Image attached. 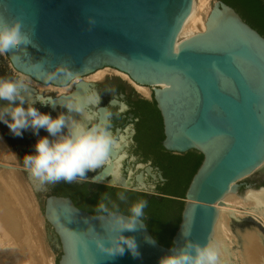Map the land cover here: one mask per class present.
<instances>
[{
	"label": "water",
	"instance_id": "obj_1",
	"mask_svg": "<svg viewBox=\"0 0 264 264\" xmlns=\"http://www.w3.org/2000/svg\"><path fill=\"white\" fill-rule=\"evenodd\" d=\"M193 4L194 0H0V15L18 17L25 32H35L36 47L21 45L5 54L14 71L57 86L103 67L125 72L134 82L152 87L162 117L163 147L203 155L185 197L169 196L185 202L173 246L184 244L183 230L193 242L207 243L219 215L218 204L229 191L264 187L242 182L258 170L264 172V36L233 6L212 0L205 29L177 44ZM89 16L96 20L91 28ZM61 64L77 77L67 80L57 73L50 79L48 72ZM98 112L99 118L108 119V109L100 107ZM16 138L14 145L5 136L23 163L24 155L35 150L25 148V137ZM120 139L108 162L77 183L115 182V187L142 191L149 198L167 196L158 193L150 180L157 176L164 180L161 171L154 172L151 161L142 162L125 150L127 136L121 134ZM19 166L34 194L46 195L42 215L55 249L61 252L56 264H159L170 254L173 246L160 243L144 221L146 227L123 233L135 237L140 258L126 250L123 256L107 259L95 241L98 235L107 237L114 217L96 218L98 214L80 208L70 196L53 193V185H40L24 165Z\"/></svg>",
	"mask_w": 264,
	"mask_h": 264
},
{
	"label": "clouds",
	"instance_id": "obj_2",
	"mask_svg": "<svg viewBox=\"0 0 264 264\" xmlns=\"http://www.w3.org/2000/svg\"><path fill=\"white\" fill-rule=\"evenodd\" d=\"M87 23L91 28L96 24V20L89 16ZM34 35V31L31 35L24 31V24L20 18L0 15V55L21 49V45H25V49L28 45L36 47ZM57 73H62L67 80L77 77V73L65 64L58 65L48 72V77L54 78ZM25 81L26 78L23 76L19 78L0 76V101H7L6 105L0 106V122L7 125L11 134L16 137H22L23 131L28 129L37 136L40 129L46 130L49 134L39 137L34 145V153L25 154L23 157V165L29 175L40 185H54L60 182L71 184L85 178L88 171H96L103 167L113 150L118 147L109 120L98 116L77 120L70 114L75 112L82 117L86 108L97 107L101 101L99 93L83 91V95L76 94L74 99L59 103L68 110V114L60 112L53 118L50 113H42L34 107L36 101L29 102L26 99L29 82ZM39 102L42 105H51L53 109L57 103L54 100ZM107 108L108 106L104 107ZM112 186H116L115 182ZM126 191L127 189L117 192L119 201L127 203ZM243 199L253 202L258 209L264 208V187L259 189L248 187ZM107 200H110V196L105 193L95 207L98 213L95 217L102 220L103 214H108L114 217V221L106 228L107 237L98 235L96 247L107 259L123 256L126 250L134 259L140 258L135 237H126L123 233L136 232L140 226L146 227L144 221L148 201L139 199L128 206L126 213H121L115 202L114 210H110L104 203ZM181 235L185 238L184 244L174 245L170 254L161 257L159 264H222L221 246L215 239L210 237L207 243L201 245L189 239L190 233L183 230ZM145 239L150 244L155 243L153 239L148 237Z\"/></svg>",
	"mask_w": 264,
	"mask_h": 264
},
{
	"label": "bare ground",
	"instance_id": "obj_3",
	"mask_svg": "<svg viewBox=\"0 0 264 264\" xmlns=\"http://www.w3.org/2000/svg\"><path fill=\"white\" fill-rule=\"evenodd\" d=\"M210 1L211 0H194L192 11L183 24L177 44L183 39L181 38L182 35L189 37L205 29L206 17L210 10ZM103 70L104 69L101 71ZM101 71L98 72L97 75H101ZM121 73L129 77L125 72L121 71ZM27 77L28 76L26 75V78ZM29 78L31 77L29 76ZM131 81L137 86L138 91L142 94L148 95L150 93V89L146 85H140L132 79ZM40 90L42 93L44 91L43 87H40ZM82 93V86H78L75 92L69 95L68 99H53L57 102L55 110L58 106H60L59 103L72 100L76 94L83 95ZM6 104L7 101H0V106H4ZM70 114L76 119L75 112ZM1 123L2 122H0V128L3 130L4 135L6 134L5 136L7 139L14 145H17V142L15 141V139H17L16 136L11 134L7 125ZM47 134L46 130L40 129L39 136H37L31 129H28L23 131L22 138L25 137L27 141L32 142L34 139H38L39 137ZM2 135H0V155L8 159H15L13 156L14 153L12 152L13 150L11 151L9 143H7V140L4 139L5 136H3V138ZM18 151L23 152V149L19 147ZM122 158L123 155H121L118 159L117 164L121 162L120 160ZM0 163L5 165H0V168H4L6 170L14 168L20 171L18 169L20 166L9 165L3 162ZM114 173L115 177H118L117 169ZM3 183H5L7 187H0L1 237L11 248L15 249V251L20 254L21 264H51L52 259L48 254H46L47 252L45 251V244L43 240L44 228L42 225L44 218L41 220V216L37 212V208H35L32 204H28V202L24 199L26 196L25 192H23L24 189L18 174L11 171L6 174L5 181ZM218 206L219 215L215 222L212 238L219 242L221 246L222 264H264V228L261 230V228L255 226V224H249L250 220L246 221L240 216L241 214H245L250 211L251 213L262 217L261 221L264 224V208H256L253 202L244 200L243 197L239 196L237 191H229ZM241 208H243L244 211H241ZM25 245L28 246V249L24 248ZM8 255L9 254H7V256ZM10 260L8 262H10Z\"/></svg>",
	"mask_w": 264,
	"mask_h": 264
},
{
	"label": "trees",
	"instance_id": "obj_4",
	"mask_svg": "<svg viewBox=\"0 0 264 264\" xmlns=\"http://www.w3.org/2000/svg\"><path fill=\"white\" fill-rule=\"evenodd\" d=\"M223 1L233 6L246 22L264 36V0ZM145 121L149 125V128L145 129V133L148 135V143L146 145L140 144L136 151L144 159L151 160L154 165L162 169L166 180L157 186L156 191L167 196L162 198L152 196L149 198L147 193L127 189L128 201L125 203L117 199V192L126 188L99 185L98 191L88 197L90 193L87 185L79 186L75 183L68 184L64 182L53 185L52 191L58 195L72 197L80 207L94 214H98L95 207L105 193L110 196V200L104 201L107 207L114 210L113 202H115L123 213L127 212V208L131 203L139 199L147 200L148 207L145 209V221L148 228L160 243L171 247L173 246L172 238L181 222V214L185 204L182 199L185 197L186 190L203 160V155L196 150H190L186 153H173L163 147L162 117L155 101L146 102ZM171 195L182 199L169 197Z\"/></svg>",
	"mask_w": 264,
	"mask_h": 264
},
{
	"label": "flooded vegetation",
	"instance_id": "obj_5",
	"mask_svg": "<svg viewBox=\"0 0 264 264\" xmlns=\"http://www.w3.org/2000/svg\"><path fill=\"white\" fill-rule=\"evenodd\" d=\"M105 68L107 67H103L101 69H105ZM93 73L87 76H90ZM0 76L19 78L20 73H17L16 71L12 73L10 71H7L4 67L0 66ZM87 76H82V77H79L73 80L70 84L66 85V86L70 85V89L62 93H59L57 90H52V89L48 91L44 90L41 93L39 92V89L37 87L29 85L30 90L28 93L25 94L26 99L29 102L36 101L34 103V107H36L42 113H50L52 117L55 118L60 112H64L68 114L67 109L61 106H58V108L55 110L52 108L51 105H42L39 101L48 102L53 99H56V100H60L62 98L68 99L69 95L71 93H74L75 90L78 88V86H82L83 91L98 92L101 97L100 104L97 107L89 106L88 108H86L84 116L82 117H80V114L76 113V119L77 120L85 119L86 116L88 117L89 115L93 117H97V116L99 117L100 113L98 112V108L108 106L107 109H108V120L110 122V129L112 130L113 135L116 138V141H121L120 139L121 134H123L124 136H127L128 143L125 146V150H127L130 154L136 155L138 159L140 160L141 158L139 154L137 153L136 149L140 146V144L146 145L148 143V135L145 133V129L149 128V125H147L148 123H146L145 121V112H146V102L154 101L152 99V87H150L151 94L149 95L150 96L149 98L148 96H145L142 93H140L131 81H128L127 79H124L123 77L115 73L106 72L103 80H101L100 78L91 79V80L86 79ZM38 83L44 85L45 87H49L51 85H53L54 87H65V86H57L54 84H43L41 82H38ZM24 106L27 107V104H25ZM128 126H131V128H129V130L126 131L125 129ZM118 128L122 129L120 133H117ZM48 135L49 134L45 136H48ZM49 138L51 139V137ZM38 139H34L32 142H29L27 141L26 138H24L23 140L25 141V144H26L25 148L28 147L32 151L35 150L34 145ZM151 165L155 168L154 172L158 173L159 171H161L162 176L164 177L163 171L159 166L154 165L152 162H151ZM150 180L153 181V183L155 184L157 188V186L163 183L166 179L164 178V180H162L159 176H157L156 179L150 178ZM74 183L79 186L87 185V189L90 193L88 197L92 196V194L98 191L99 185H105V184L91 183L88 180L84 183H77V182H74ZM77 206L79 205L77 204Z\"/></svg>",
	"mask_w": 264,
	"mask_h": 264
},
{
	"label": "rangeland",
	"instance_id": "obj_6",
	"mask_svg": "<svg viewBox=\"0 0 264 264\" xmlns=\"http://www.w3.org/2000/svg\"><path fill=\"white\" fill-rule=\"evenodd\" d=\"M211 1H210V8H211ZM184 37H185V35H182L181 38H184ZM0 66L4 67L7 71H10V72L14 73V70L11 68V65H10L9 61L7 60L5 54L4 55H0ZM101 70L102 69H100V71ZM100 71L98 70V71L95 72L96 74L93 73L92 75L87 76L86 79H90V80L91 79H97V78L99 79L101 77L100 79L103 80L104 77H105V73L106 72H111V73H115L117 75H120L121 77H123L124 79H127L128 81H131V79L129 77L125 76L124 74L121 73V71H118L115 68L107 67L103 71H101V75H97V73L100 72ZM21 75L26 78V75L20 74V76ZM27 78H29V76ZM27 78H26L25 82L26 83L29 82V85L37 87L39 89V92L41 91L40 87L41 88L43 87V89L46 90V91L50 90L49 88H51L52 90H57L59 93L68 91L70 89V85L69 86H65L64 89H63V87L62 88L61 87H54L53 85L45 88L44 85H42L40 83L37 84L38 82L34 81L31 78H29V79H27ZM135 87L137 88L136 85H135ZM147 87H149L150 93L148 95H145V96H148L150 98L149 95L151 94V88H150V86H147ZM0 135H2V134L0 133ZM2 137H3V135H2ZM10 148H11V151H12L13 149H12L11 146H10ZM12 152L14 153L13 156L15 157V159H8V158H5L4 156L0 155V162L7 163L9 165H17V166H19V164L23 165V163H21L19 161L16 153L14 151H12ZM139 156L141 158L140 161H142V162L151 161V160H148V159H144L141 155H139ZM11 171H14V172H16L18 174V176H19V178L21 180V184H22L23 189H24L23 192H25V196H26V198H24V197L23 198L28 202V204H32V205L35 206V208H37V212L40 214L41 220H42L43 219L42 212H43V206H44V199H45L46 195L43 194V193H38V194L35 195L31 185L28 183L27 179L25 178V176L20 171L14 169V168L13 169H7V170L4 169V168H0V184H1L0 187L1 186L7 187V185L5 183H3V182L5 181L6 174L10 173ZM244 181L255 183L256 186H264V172L261 171V170H258L256 172H254L252 175H250V176H248V177H246L245 179L242 180V182H244ZM245 191H246V188L244 186H242L240 188V190H239V196L241 197V194H244ZM26 193H27V195H26ZM41 198H42V200H41ZM240 210L244 211L243 208H241ZM240 216L243 217L246 221L250 220L248 217L251 216L252 219L255 220L257 223H251V221H249V224H255V226H257V227L261 228V230H263L264 224L261 221L262 217H260L259 215L251 213L250 211H248L245 214H241ZM0 227H1V225H0ZM42 227L44 228L43 240H44V244H45V251L47 252L46 254H48L51 257L52 263L56 264V261L60 257L61 252L59 250L55 249V247L53 245V242H52V239H51L50 231H49L48 226L45 223L44 219H43ZM7 246H9V244L4 241V239L1 237V232H0V264H21V262H20V254L17 251H15V249L11 248L10 246L9 247H7ZM9 248H11V249H9ZM24 248L28 249V246L25 245ZM9 250H11L13 253L11 251H9ZM7 254H9V255L7 256ZM9 260H10V262H8Z\"/></svg>",
	"mask_w": 264,
	"mask_h": 264
}]
</instances>
